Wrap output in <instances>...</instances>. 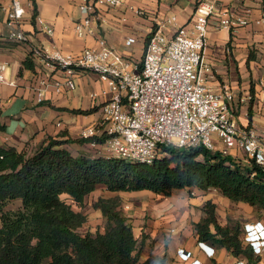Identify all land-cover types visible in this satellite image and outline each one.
I'll return each instance as SVG.
<instances>
[{"label": "built area", "instance_id": "built-area-1", "mask_svg": "<svg viewBox=\"0 0 264 264\" xmlns=\"http://www.w3.org/2000/svg\"><path fill=\"white\" fill-rule=\"evenodd\" d=\"M122 2L124 0H82L78 4L81 16L74 23V31L78 35L96 34L105 10ZM218 4V0H196L190 28L178 23L175 13L153 15L138 60L123 54L98 34L94 44L78 53L35 47V53L51 68L64 71L60 77L45 74L38 78L34 86L35 101H43L50 88L55 92L73 88L74 72L89 69L105 82L103 92L108 94L102 105V118L80 132L84 138L104 136L103 140H87L89 147L97 150L90 156L103 154L151 162L161 154L160 145H203L264 167V121L257 126L248 120L247 111L244 121L237 120V103L247 100L248 96L239 97L228 81L213 83L212 67L204 59L211 17H216V28L232 31L249 23H261L264 14L254 17L250 8L236 11ZM127 8L139 16L148 13L145 8L132 4H127ZM23 13L20 2L13 0L5 21L8 36L19 42L28 40L18 26ZM37 23L41 30L53 31L41 18H37ZM167 25L172 27L171 32ZM134 39L127 37L125 44ZM5 65L0 62V82L15 84L14 79L3 75ZM242 238L253 254L261 257L264 218L245 221ZM201 242L198 240L205 254L213 256L214 246ZM177 256L181 264H207L199 258L190 259L184 248L177 249ZM233 264L250 263L239 258Z\"/></svg>", "mask_w": 264, "mask_h": 264}, {"label": "trees", "instance_id": "trees-1", "mask_svg": "<svg viewBox=\"0 0 264 264\" xmlns=\"http://www.w3.org/2000/svg\"><path fill=\"white\" fill-rule=\"evenodd\" d=\"M261 7L264 11V0ZM231 36L229 31L227 45ZM253 58L249 52L246 64ZM23 63L33 66L30 57ZM249 92L248 117L254 101L252 82ZM69 110L87 114L96 107ZM89 138L103 140L104 136ZM89 138L48 136L30 152L0 142V264H166V254L139 261L143 237L138 244L116 197L101 196L95 204L107 219L105 231L82 234L77 230L86 216L74 210L61 194L81 205L98 184L110 191L147 189L163 195L178 188H214L231 200L264 210V167L255 162L249 164L241 157L203 145H160L161 154L151 162L74 154L63 145ZM15 199L20 201L18 207L5 208ZM201 208L204 214L193 222L198 240L225 247L248 263L259 264L260 255L253 254L243 241V225L221 224L216 203L210 198L203 201Z\"/></svg>", "mask_w": 264, "mask_h": 264}, {"label": "crops", "instance_id": "crops-1", "mask_svg": "<svg viewBox=\"0 0 264 264\" xmlns=\"http://www.w3.org/2000/svg\"><path fill=\"white\" fill-rule=\"evenodd\" d=\"M12 1L0 0V62L6 64L3 70L5 78L15 80V84L0 82V121L3 124V129L0 131V142L12 145L17 150L34 149L48 136L54 138L79 137L84 127L102 118V105L108 96L106 92H103L106 84L96 72L89 69H79L73 74V88H65L61 92H55L50 88L46 91L45 99L36 102L34 86L38 78L45 74L60 77L64 71L51 68L35 53V47H42L47 50L57 48L63 52L78 53L85 46L94 44L95 36L98 34L104 36L112 46L123 54L138 60L142 55L145 36L152 25L153 15L164 16L175 13L178 23H184L190 28L196 3V0H124L119 6L105 10L104 20L97 25L96 34L78 35L73 26L81 16L78 4L82 0H18L24 8L18 26L28 36L27 41L19 42L8 36V27L5 22L7 10ZM218 3L220 7L236 11L250 8L254 17H260L264 14L260 0H218ZM127 4L145 8L148 13L144 16L136 15L127 8ZM37 18H41L43 22L51 26L53 31L49 33L41 30ZM215 25L216 17H211L204 59L212 67L213 83L222 80L228 81L239 97L248 96L247 100L238 102L235 108L237 120L241 122L246 118L244 114L247 111L250 98L246 78H250L253 73L250 74L247 70V56L243 52L240 53V48L243 45L240 37L252 28L259 31L264 30V19L260 24L249 23L231 31V79L229 80L230 66L227 59L230 54L227 52L228 46H226L229 30L218 29ZM167 29L172 31L170 25H167ZM129 36H133L135 39L132 43L125 44V40ZM26 57L31 58L32 67H26L23 63ZM223 60L225 64L222 63ZM236 66L239 71L237 77ZM260 80V83L253 80L255 88L252 113L250 117L247 116L248 120L254 121L257 126H260L264 121V73ZM258 84L260 88L257 87ZM91 107H96V110L87 114L74 113L69 110ZM57 122L60 123L57 124ZM63 145L74 154L79 152L91 154L87 141L82 143L67 142ZM180 189L185 188L174 190ZM203 200L201 198L188 199L187 205L198 206L197 208L200 209ZM251 219L247 218V220ZM171 229L174 230L173 227ZM177 237H175L174 245L176 247L175 254L178 248H184L185 251L189 252L190 259L199 258L209 264H212V261L233 264L239 259L225 247L215 246L213 256H207L203 249L198 246L197 236L192 233L191 228L188 232H183L182 236ZM206 250L208 251V249ZM176 257L178 256L176 255ZM261 261L263 260L260 257L259 264H264Z\"/></svg>", "mask_w": 264, "mask_h": 264}, {"label": "rangeland", "instance_id": "rangeland-1", "mask_svg": "<svg viewBox=\"0 0 264 264\" xmlns=\"http://www.w3.org/2000/svg\"><path fill=\"white\" fill-rule=\"evenodd\" d=\"M240 38H242L241 42H243L240 53L243 52L248 57L249 52H251L254 57L246 66L248 72L250 74L253 73L250 78H246L247 87L249 88V84L253 80L260 83V77L264 73V30L259 31L252 28V30L242 34ZM226 46H228L227 52L230 54L227 59V63L230 66L229 80L231 79V41ZM222 63L225 64L224 60ZM235 72L237 77L239 74L237 66L235 67ZM254 81L252 84L255 88ZM259 86L258 84L257 87L260 88ZM90 149L89 153L97 152L95 149ZM26 150L30 152L33 148L31 150L27 148ZM101 196L116 197L119 202V209L128 217L132 224L138 244L143 237L144 241L139 261L150 256L166 254V264H181L178 257H176L177 252L175 254V237L182 236L183 232H188L190 228L192 233L196 235L193 222L195 220L198 221L204 214L201 207L199 209L197 208L198 206L187 205L188 199L196 200V198H201L205 200L210 198L213 200L216 203V214L221 224H234L240 227L247 218H264V210H258L243 201L231 200L214 188L200 190L192 187L174 190L169 195H163L152 191H110L105 185L98 184L93 191L85 196L81 205L73 202L67 194H61V197L69 202L74 210H80L86 216L85 221L77 228L80 233L105 231L108 225L107 219L101 210L95 206ZM19 205L20 201L15 199L8 202L5 208L13 209ZM172 227L174 230L171 229ZM177 238L179 239V237ZM261 259L263 260L261 263H263L264 254H261Z\"/></svg>", "mask_w": 264, "mask_h": 264}, {"label": "clouds", "instance_id": "clouds-1", "mask_svg": "<svg viewBox=\"0 0 264 264\" xmlns=\"http://www.w3.org/2000/svg\"><path fill=\"white\" fill-rule=\"evenodd\" d=\"M201 243H203V245H207V244H208V243L205 242V241H202ZM198 246H199L200 248H202V247L200 246V244H198Z\"/></svg>", "mask_w": 264, "mask_h": 264}]
</instances>
